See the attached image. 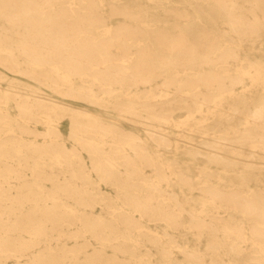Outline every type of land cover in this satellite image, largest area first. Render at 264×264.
I'll list each match as a JSON object with an SVG mask.
<instances>
[{"label":"bare ground","instance_id":"bare-ground-1","mask_svg":"<svg viewBox=\"0 0 264 264\" xmlns=\"http://www.w3.org/2000/svg\"><path fill=\"white\" fill-rule=\"evenodd\" d=\"M263 36L264 0H0V264H264Z\"/></svg>","mask_w":264,"mask_h":264},{"label":"rangeland","instance_id":"rangeland-1","mask_svg":"<svg viewBox=\"0 0 264 264\" xmlns=\"http://www.w3.org/2000/svg\"><path fill=\"white\" fill-rule=\"evenodd\" d=\"M121 1V0H120ZM140 1H144L145 3L147 2H150V3H155L157 0H140ZM141 3V2H140ZM175 5H179V3H175ZM252 45V48L250 49L249 46L250 44H247L245 45V48H249V49H246L245 53L250 56L251 58L253 57H257V56H260V57H263L264 56V36L262 37L261 41L258 42V41H255L254 43H251ZM8 75H12L13 73L7 71L6 72ZM14 75V74H13ZM14 77L16 78H19L20 80H22L21 82H25L24 78L22 76H15ZM15 80H18L16 79ZM27 81V80H26ZM4 82V81H3ZM41 87V90L39 92H48L50 91L49 89H47L46 87L44 86H40ZM56 94V93H55ZM81 104H85L87 107H89L91 110H97V111H100V109H98L97 106L93 105V104H89V103H85V102H80ZM13 103H11V106L9 107V110L12 114H15L16 110H15V107H13L12 105ZM238 117V120H239V116ZM38 128L42 129L44 126L40 123H37L36 125ZM58 126L60 127L61 129V132H62V135L66 138L67 137V130H68V116L65 114V115H62L61 119H60V122H58ZM70 142V141H68ZM187 238H188V244H191L194 237L191 236L190 234L187 235ZM178 240H182L181 236L180 238H178ZM204 241V240H203ZM199 247L201 249L202 252H204V245H203V242L199 244ZM10 261V260H9Z\"/></svg>","mask_w":264,"mask_h":264}]
</instances>
